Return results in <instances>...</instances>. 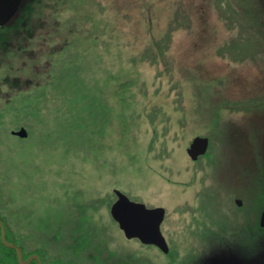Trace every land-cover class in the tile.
Masks as SVG:
<instances>
[{"label":"rangeland","instance_id":"obj_1","mask_svg":"<svg viewBox=\"0 0 264 264\" xmlns=\"http://www.w3.org/2000/svg\"><path fill=\"white\" fill-rule=\"evenodd\" d=\"M117 191L166 209L168 252L126 237ZM263 211L264 0H24L0 24V216L25 259L264 264ZM0 264H21L1 226Z\"/></svg>","mask_w":264,"mask_h":264},{"label":"water","instance_id":"obj_2","mask_svg":"<svg viewBox=\"0 0 264 264\" xmlns=\"http://www.w3.org/2000/svg\"><path fill=\"white\" fill-rule=\"evenodd\" d=\"M20 0H11L9 4L0 5V12H5L1 17L0 24L7 22L9 17L17 9ZM1 14V13H0ZM20 136H26L27 132L22 130L17 132ZM209 138L197 136L194 138L188 153L196 160L199 155L205 154L208 150ZM118 200L113 205L112 214L114 219L119 223L120 228L124 231L127 238H138L144 244H153L161 248L164 252L169 251L168 242L162 232V223L165 219L166 210L164 207H148L145 203L132 200L128 195L121 191H117ZM242 205V201L238 202ZM7 222L0 216V226L2 230V240L5 245L16 250L19 262L21 264H30L36 260L38 264H44L42 258L38 254L24 258L22 248L13 239L11 242L7 239ZM264 226V211L262 214V222Z\"/></svg>","mask_w":264,"mask_h":264},{"label":"flooded vegetation","instance_id":"obj_3","mask_svg":"<svg viewBox=\"0 0 264 264\" xmlns=\"http://www.w3.org/2000/svg\"><path fill=\"white\" fill-rule=\"evenodd\" d=\"M11 0H0V5H6V4H9ZM24 0H21L18 4V7L17 9L14 11V13L9 17V19L7 21H9L12 17H14L16 15V13H18L19 9H20V6L22 4ZM6 12V11H5ZM5 12H0L1 14V17L5 15Z\"/></svg>","mask_w":264,"mask_h":264},{"label":"bare ground","instance_id":"obj_4","mask_svg":"<svg viewBox=\"0 0 264 264\" xmlns=\"http://www.w3.org/2000/svg\"><path fill=\"white\" fill-rule=\"evenodd\" d=\"M261 222H262V218H261Z\"/></svg>","mask_w":264,"mask_h":264}]
</instances>
